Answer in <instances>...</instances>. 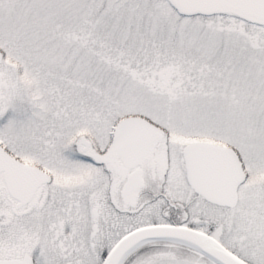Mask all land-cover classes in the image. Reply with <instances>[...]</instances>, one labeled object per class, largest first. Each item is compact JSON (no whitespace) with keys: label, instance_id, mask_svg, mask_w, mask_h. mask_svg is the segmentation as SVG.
<instances>
[{"label":"snow or ice","instance_id":"1","mask_svg":"<svg viewBox=\"0 0 264 264\" xmlns=\"http://www.w3.org/2000/svg\"><path fill=\"white\" fill-rule=\"evenodd\" d=\"M0 264H264V0H0Z\"/></svg>","mask_w":264,"mask_h":264}]
</instances>
